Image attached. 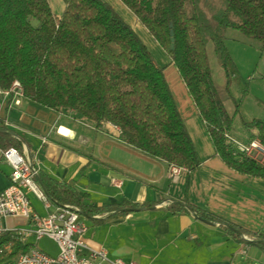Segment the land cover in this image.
<instances>
[{"label": "trees", "instance_id": "1", "mask_svg": "<svg viewBox=\"0 0 264 264\" xmlns=\"http://www.w3.org/2000/svg\"><path fill=\"white\" fill-rule=\"evenodd\" d=\"M148 29L175 64L186 90L201 117L218 155L241 174L264 178V166L237 152L229 139L231 115L217 90L207 52L211 38L223 66L232 61L226 46L229 28L256 40L264 52V0H221V8L206 0L213 12L209 18L200 0H121ZM190 5V10L188 9ZM38 19L33 27L28 18ZM172 24V26H171ZM173 30L174 48L171 49ZM227 68V67H226ZM17 81L23 96L43 107L73 110L94 122L119 129V137L135 148L169 164L197 169L198 156L184 118L171 92L164 69L157 66L134 28L103 0H66L60 17L49 0H0V89ZM264 144V120L245 123ZM0 158L2 151L22 141L8 133L0 116ZM48 196L60 206L72 205L84 215L104 214L138 204L128 201L108 205L87 203V194L73 180L59 181L39 171ZM203 219L223 224L249 235L264 251V234L197 207L184 199ZM175 202L172 211L186 210ZM188 209V208H187ZM34 244L14 230L0 233V264H13Z\"/></svg>", "mask_w": 264, "mask_h": 264}, {"label": "crops", "instance_id": "2", "mask_svg": "<svg viewBox=\"0 0 264 264\" xmlns=\"http://www.w3.org/2000/svg\"><path fill=\"white\" fill-rule=\"evenodd\" d=\"M231 29L226 32L230 55L244 46L257 50L263 67H250L249 73L259 69L258 78L264 80V52L243 33ZM177 105L193 141L187 122L196 126L205 154L200 155L194 142L200 166L171 177L168 162L123 141L114 125L97 127L73 110L49 109L0 89V116L5 118L8 132L22 141L23 150L31 153L41 173L59 181H75L78 191L87 194V203L99 206L128 201L139 205L135 208L140 210L125 207L104 214L81 213L87 226L88 251H107L108 260L102 264L119 258L136 264H264V251L249 235H243L242 241L240 234L234 230V236L220 222L206 223L187 208L170 209L187 198L227 222L264 234V178L227 166L215 154L194 104L184 97L188 118ZM238 139L232 140L248 143L252 132L248 138ZM11 172L12 167L0 158V193L9 185ZM37 181L48 195L41 180ZM28 196L32 209L43 217L60 207L51 200L46 208L35 193ZM1 225L5 229L33 228L24 215L3 218Z\"/></svg>", "mask_w": 264, "mask_h": 264}, {"label": "rangeland", "instance_id": "3", "mask_svg": "<svg viewBox=\"0 0 264 264\" xmlns=\"http://www.w3.org/2000/svg\"><path fill=\"white\" fill-rule=\"evenodd\" d=\"M103 1H106L112 5V7L121 15L124 21L134 28L142 42L150 51L156 65L164 69V74L169 83L171 92L174 95L177 103L180 105L184 116L188 118V110L184 107V97L186 96L191 102L192 100L183 81L181 80L175 64L171 62L167 52L153 38L148 29L137 19L133 11L121 0ZM208 1L214 3L216 9L221 8L223 4L221 0ZM49 2L55 15L60 17L64 12L66 0H49ZM200 6L205 10L209 18H212L213 12L208 8L206 0H200ZM190 8V5H188L189 10ZM231 30H235L237 33L242 35V32L239 30L234 28ZM227 36L228 35H226V37ZM249 40L251 43H255L257 47H260L258 41L252 39ZM244 47L246 48L237 50L235 55L231 56L232 61L226 66H223L215 52L213 40L210 38L207 43L208 57L217 90L224 103V106L227 110H229V113L233 115V123L230 132L232 133L231 138L235 140H240L238 138L245 139L250 135V131L245 126V123L249 122V118L255 117L257 119L264 120V80L258 78L260 72L259 69L249 73L250 67H263V64L260 62L259 53L257 50H254V48H248L249 51H247V46ZM249 74L252 75V79L248 78ZM3 91L8 95L14 92L17 96L24 97L22 89H14L13 84L10 89ZM187 124L197 149L200 152V155H204V142L201 135L199 132H197L196 126L192 122L188 121ZM203 131L205 134L207 133L205 126H203ZM255 139L259 140L258 138H254L250 141ZM21 152H24L34 163L30 152L24 150ZM28 239L34 244L35 248L41 249L44 252L56 254L58 251L56 243L49 238L37 240L36 237L31 236Z\"/></svg>", "mask_w": 264, "mask_h": 264}, {"label": "built area", "instance_id": "4", "mask_svg": "<svg viewBox=\"0 0 264 264\" xmlns=\"http://www.w3.org/2000/svg\"><path fill=\"white\" fill-rule=\"evenodd\" d=\"M13 88L21 89L19 82L13 83ZM237 152L257 161L264 166V144L260 140L241 143L232 140ZM4 160L12 167L9 185L0 193V233L7 230L2 227L1 219L13 215L26 216L33 228L10 229L24 238L34 236L37 240L47 237L53 240L58 252L55 255L33 247L29 252L20 254L13 264H102L108 260L105 249L88 251L84 235L87 230L82 220L80 210L72 205L58 207L47 216L36 213L32 207L28 194L35 193L46 208L52 204L48 195L40 188L37 177L39 169L24 152L16 147H9L2 151ZM186 167L170 165V175L175 177ZM119 184L120 182L117 181ZM112 264H136L123 259H114Z\"/></svg>", "mask_w": 264, "mask_h": 264}, {"label": "water", "instance_id": "5", "mask_svg": "<svg viewBox=\"0 0 264 264\" xmlns=\"http://www.w3.org/2000/svg\"><path fill=\"white\" fill-rule=\"evenodd\" d=\"M28 20L30 21V24H31L33 27H37V28H40V27H41L40 21H39L38 19H35V18L32 19L31 17H29ZM171 26H172V24H171ZM170 35H171V46H170V48L173 49V48H174L173 30L170 31ZM0 131L5 132V130H0ZM8 133L13 134L12 132H8ZM183 204H184V203H183ZM184 205H185L186 208H188V209L194 214V216H195L196 218L201 219V220H203V221L206 222V223H212V222H211L210 220H208V219H203V218H201V217H200V216L194 211V209H193L192 207H190V206H188V205H186V204H184ZM125 210H128V211H132V210H140V208L125 209ZM234 230H235L238 234L242 235V232H241L240 230H238V229H234ZM262 242H264V241H262Z\"/></svg>", "mask_w": 264, "mask_h": 264}]
</instances>
